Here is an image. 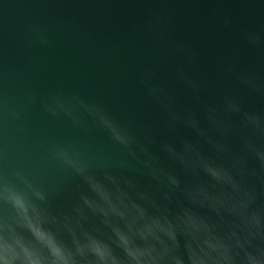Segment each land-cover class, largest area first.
<instances>
[{
    "label": "clouds",
    "instance_id": "9594fccd",
    "mask_svg": "<svg viewBox=\"0 0 264 264\" xmlns=\"http://www.w3.org/2000/svg\"><path fill=\"white\" fill-rule=\"evenodd\" d=\"M238 2L258 5L261 15L257 26L235 29L232 56L218 61L227 83L214 101L207 93L216 81L199 68L200 50L172 36L170 16L147 10L135 82L158 106L155 119L142 118L141 105L118 112L62 87L24 88L16 103L0 25V264H264V104L244 100H264V4ZM210 15L234 30L231 15L215 7ZM25 30L36 46H52L39 20L29 17ZM243 49L256 55L241 62ZM36 106L84 134L99 129L117 151L33 137L60 179L42 183L5 168V126L28 135L24 117Z\"/></svg>",
    "mask_w": 264,
    "mask_h": 264
},
{
    "label": "water",
    "instance_id": "95a60500",
    "mask_svg": "<svg viewBox=\"0 0 264 264\" xmlns=\"http://www.w3.org/2000/svg\"><path fill=\"white\" fill-rule=\"evenodd\" d=\"M264 4V0H260ZM3 13L0 25L5 36V85L9 96L18 104L24 102L23 89L34 87L43 92L50 87H62L98 101L118 112L143 107L142 118H157L159 108L144 98L135 82L137 66L144 59L147 37L140 30L147 10L170 16V31L174 38L187 39L201 53L199 68L207 72L216 86L207 98L216 100L218 89L227 83L219 71L218 61L232 56L237 45L236 31L240 25L257 26L261 15L258 5L238 0H0ZM234 18L235 28L229 32L210 15L211 8ZM23 10V11H21ZM29 17L47 28L52 46L40 48L32 43L25 30ZM256 53L243 49L238 57L247 62ZM181 102L191 103V97L179 92ZM245 105L255 107L264 100L254 95L244 97ZM23 123L28 135H20L5 126L3 145L8 153L5 168L17 167L32 174L42 183L60 179L59 166L51 161L40 145L56 139L76 142L99 152H116L106 135L93 128L88 134L73 127L67 119L54 120L33 107ZM161 135L165 133L161 132ZM185 135H190L184 130ZM67 205L68 201L62 202Z\"/></svg>",
    "mask_w": 264,
    "mask_h": 264
}]
</instances>
